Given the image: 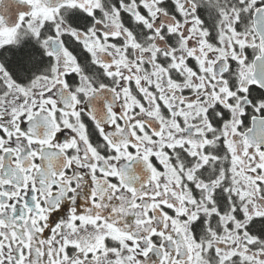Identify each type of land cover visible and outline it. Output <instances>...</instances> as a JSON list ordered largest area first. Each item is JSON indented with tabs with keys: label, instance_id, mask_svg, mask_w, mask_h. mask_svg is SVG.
I'll list each match as a JSON object with an SVG mask.
<instances>
[{
	"label": "snow or ice",
	"instance_id": "6c2138e0",
	"mask_svg": "<svg viewBox=\"0 0 264 264\" xmlns=\"http://www.w3.org/2000/svg\"><path fill=\"white\" fill-rule=\"evenodd\" d=\"M0 264H264V0H0Z\"/></svg>",
	"mask_w": 264,
	"mask_h": 264
}]
</instances>
